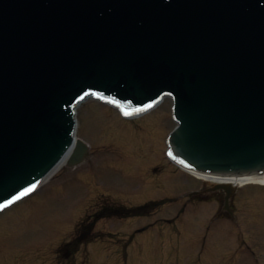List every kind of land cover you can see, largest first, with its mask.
Listing matches in <instances>:
<instances>
[{"label": "water", "instance_id": "95a60500", "mask_svg": "<svg viewBox=\"0 0 264 264\" xmlns=\"http://www.w3.org/2000/svg\"><path fill=\"white\" fill-rule=\"evenodd\" d=\"M88 90L168 92L182 158L263 169L264 0H0V200L62 157Z\"/></svg>", "mask_w": 264, "mask_h": 264}, {"label": "rangeland", "instance_id": "374dc122", "mask_svg": "<svg viewBox=\"0 0 264 264\" xmlns=\"http://www.w3.org/2000/svg\"><path fill=\"white\" fill-rule=\"evenodd\" d=\"M171 104L167 99L130 122L92 99L79 106L78 137L90 147L88 160L0 215V264H264V187L246 185L235 195L236 222H212L222 205L217 197L188 201L206 181L165 161ZM108 203L149 208L133 220H90ZM86 218L94 236L78 243ZM73 240L78 250L61 255Z\"/></svg>", "mask_w": 264, "mask_h": 264}, {"label": "bare ground", "instance_id": "6f19581e", "mask_svg": "<svg viewBox=\"0 0 264 264\" xmlns=\"http://www.w3.org/2000/svg\"><path fill=\"white\" fill-rule=\"evenodd\" d=\"M88 99H85L82 103L86 102ZM162 104V103H161ZM77 141V138H76ZM75 145H73V147L71 148V150H69V153L65 156V158L60 162V164L57 166L56 170L49 176V178L46 180H50L57 172H59L66 164L67 159L73 154L75 153L76 150H74ZM189 173V172H188ZM191 174L195 175L194 172H190ZM198 178L208 181L210 183H230L233 184L237 187L240 186H244L247 184H261L264 185V174L262 175H254V176H248V177H244V178H232V177H215V176H210V175H196ZM25 200V199H23ZM22 200V201H23ZM16 205V204H15ZM14 205H12L9 209H11ZM6 210H4L3 212H5ZM2 212V213H3Z\"/></svg>", "mask_w": 264, "mask_h": 264}, {"label": "snow or ice", "instance_id": "6c2138e0", "mask_svg": "<svg viewBox=\"0 0 264 264\" xmlns=\"http://www.w3.org/2000/svg\"><path fill=\"white\" fill-rule=\"evenodd\" d=\"M151 107V105H149ZM137 111H140V109H137ZM131 113L125 112V115H130ZM35 185H33L31 188L26 189L24 192L20 193L19 195L13 197L12 200H9L7 203L0 204V211H2L4 208H7L10 204L14 203L17 200H20L22 196L28 195V193L35 190Z\"/></svg>", "mask_w": 264, "mask_h": 264}]
</instances>
